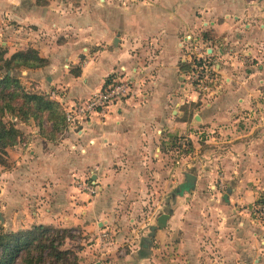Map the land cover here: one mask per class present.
I'll list each match as a JSON object with an SVG mask.
<instances>
[{"label": "crops", "instance_id": "0c3cea01", "mask_svg": "<svg viewBox=\"0 0 264 264\" xmlns=\"http://www.w3.org/2000/svg\"><path fill=\"white\" fill-rule=\"evenodd\" d=\"M0 45L48 60L22 73L65 113L111 75L130 81L55 140L15 124L2 225L79 228L94 240L85 264H264L251 209L264 199V0H0ZM206 53L218 75L201 93L182 64Z\"/></svg>", "mask_w": 264, "mask_h": 264}, {"label": "trees", "instance_id": "16d2710c", "mask_svg": "<svg viewBox=\"0 0 264 264\" xmlns=\"http://www.w3.org/2000/svg\"><path fill=\"white\" fill-rule=\"evenodd\" d=\"M207 36L205 33L204 38ZM6 54L7 51L0 46V164L5 166L6 149L17 144L21 137V131L15 123L4 120L7 113L17 119L35 120L41 134L52 140L58 138L57 135L63 133L68 125L66 113L59 102L47 94L28 92L15 74L20 69L43 68L48 65V60L39 56L35 49L19 51L10 58ZM189 67V64L182 65L183 69ZM74 74H80L78 68ZM117 81V77L111 75L104 90ZM44 118L51 125L50 129L42 123ZM52 230L53 228L45 226H34L16 232L0 230V264H46L49 261L65 263L69 252L60 250L65 238H60L58 233L52 234Z\"/></svg>", "mask_w": 264, "mask_h": 264}, {"label": "built area", "instance_id": "2783aa9c", "mask_svg": "<svg viewBox=\"0 0 264 264\" xmlns=\"http://www.w3.org/2000/svg\"><path fill=\"white\" fill-rule=\"evenodd\" d=\"M195 57L196 63L194 64L195 71L193 72V76L197 85L199 87L204 86V89L207 90L209 88L208 86L217 79L218 70L216 62H213L207 53L204 55H196ZM129 92L130 81L128 79H119L116 84L108 89L97 92L86 102L70 106V108L66 110V120L68 122L67 130H71L72 127L78 129L81 123L92 113L103 110L114 102L125 98ZM83 188L87 190L90 195H95L97 193L94 182L84 184ZM251 209L256 218L259 219V217L264 216V202L255 204Z\"/></svg>", "mask_w": 264, "mask_h": 264}, {"label": "rangeland", "instance_id": "374dc122", "mask_svg": "<svg viewBox=\"0 0 264 264\" xmlns=\"http://www.w3.org/2000/svg\"><path fill=\"white\" fill-rule=\"evenodd\" d=\"M89 7L92 10H94L95 9V4L94 3H91L89 5ZM228 51H229L230 55L235 54V57L236 58L237 57H240V56H243V55H241V52L242 51L240 49H238L236 46H233V48L230 47ZM184 64H186V63H183L182 65H184ZM187 64H189L190 67L189 68H186L185 73L187 74V80H188L190 86L192 88L193 87L196 88V90L199 91V92H201V93L202 92H206V89H204L205 88L204 86L199 87L197 85V82H196V80H195V78L193 76V72L195 71V65H193L192 62H189ZM76 67H78V65L77 66H74V68H76ZM22 71H25V69H20V70H18V71L15 72L16 76L19 77V80L21 82V85L28 92H36L37 93V89H36V87H37L36 85L37 84H35V82H33L31 80L26 79V76H25L24 73H22ZM214 85H215V82L212 83V84H210L208 87L210 89H212V88L215 87ZM4 120L7 123H11L13 121L16 124V123L20 122V120H22V119L18 118V121H16V119H15V117L13 115H11L10 113H7L5 115V119ZM30 120L36 124V121L33 120V119L22 120V121H25V122L27 121L28 122ZM42 123H44L45 126L48 127L49 129L51 128V125L47 122V120H45V118L43 119ZM32 126H33V124H32ZM62 134L63 133H61V134L59 133L57 136L60 137ZM30 135H32V134L30 133ZM28 136L29 135H27L26 137H28ZM4 158L7 161V166L0 164V170H3V169L9 170V168L12 167V165H13V163L11 162V158L8 155L4 156ZM167 196H166V198H167ZM260 202H264V199L262 201H259V203ZM166 210L167 209H165V211ZM152 211L154 212L155 210L153 209ZM158 211H161V210H158ZM8 215L9 216L11 215V212L10 211L8 212ZM259 220L264 224V216L259 217ZM11 227H12V225L5 226V225H2L0 223V230L2 232H12L13 230L11 229ZM57 233H58V236L60 238L61 237H62V239L65 238L63 244L60 246V250L68 251L69 252V254L66 257L68 260L65 263L63 261H60L59 264H85L86 263V258L84 257V255H81L82 254V250L84 248H86V246H85L86 244H90V243L94 242V240H90V237L89 236H85L83 234L82 230L79 229V228H72V229H69V230H63V229H53L52 230V234H57ZM59 241H61V240H59ZM83 244H85V245H83ZM46 264H56V262L55 261H49Z\"/></svg>", "mask_w": 264, "mask_h": 264}, {"label": "water", "instance_id": "95a60500", "mask_svg": "<svg viewBox=\"0 0 264 264\" xmlns=\"http://www.w3.org/2000/svg\"><path fill=\"white\" fill-rule=\"evenodd\" d=\"M9 73H10V72H9ZM189 180H192L191 176H189ZM168 217H169L168 214H166V213L162 214V215L158 218V225H159V226H162L163 224H165V223H166V219H167ZM0 221L3 222V217H2V215H1V213H0ZM156 227H157V226H153V227H152V231H153V232L155 231Z\"/></svg>", "mask_w": 264, "mask_h": 264}]
</instances>
